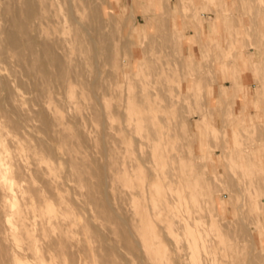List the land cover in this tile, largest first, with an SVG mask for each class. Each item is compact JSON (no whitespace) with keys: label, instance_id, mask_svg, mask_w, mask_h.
Returning a JSON list of instances; mask_svg holds the SVG:
<instances>
[{"label":"rangeland","instance_id":"rangeland-1","mask_svg":"<svg viewBox=\"0 0 264 264\" xmlns=\"http://www.w3.org/2000/svg\"><path fill=\"white\" fill-rule=\"evenodd\" d=\"M101 2L106 9L105 32L97 53L90 50L88 67L76 68L82 77L66 82L35 79L29 72L23 76L22 91L28 100L38 94L42 104L51 102L60 110L62 180L68 181L69 189L79 188L82 182L108 203L112 212L102 216L104 222L108 220L107 241L121 237L133 225L143 229L148 213L157 241L168 248L171 264L190 262L182 234L186 220L204 230L213 251L208 256L218 258L220 264H264V0H219L222 5L210 0ZM206 5L228 14L223 19V36L222 32L218 38L199 35L206 25L209 36L212 19L220 18L215 11H207L203 18L201 7ZM87 11L93 15L92 6ZM254 50L258 51L253 59ZM237 62L245 66L242 70L239 65L242 73L235 70ZM253 67L255 88L236 97L215 95ZM149 102L153 113H149ZM134 118L142 119L143 129ZM160 125L166 135L161 149L166 164L158 165L156 171L151 146ZM41 134L45 135L43 129ZM73 165L81 170L80 176ZM163 173L173 178L174 187L182 189L188 201L192 212H184L183 220L167 218L169 211L154 209L145 190L149 179ZM168 196L171 201L178 198L176 192ZM212 223L215 231L209 227ZM123 252H113L116 263L159 264L150 261L140 247L131 255ZM205 263L209 264L201 262Z\"/></svg>","mask_w":264,"mask_h":264},{"label":"bare ground","instance_id":"bare-ground-1","mask_svg":"<svg viewBox=\"0 0 264 264\" xmlns=\"http://www.w3.org/2000/svg\"><path fill=\"white\" fill-rule=\"evenodd\" d=\"M90 6L93 15L88 14ZM105 11L101 0H0V264H119L115 262L113 252L126 251L129 255L137 247L148 255L150 261L171 264L168 248L157 241L158 233L148 213L143 229L131 222L133 226L129 228L128 225L129 229L121 237L107 241L109 228L105 222L108 220L104 222L102 216H110L112 212L108 203L100 200L82 182L79 188L71 186L72 189H69L68 181H63L60 175L58 141L63 128L60 110L51 102L42 104L38 94L28 100L22 91L26 72L35 79L66 82L73 77H82L83 74L77 73L76 68L88 63L90 50L95 54L99 50L100 38L105 32ZM149 103V113H153L152 103ZM150 117L153 123V115ZM134 119L139 130L143 129L142 119ZM42 129L45 135L41 134ZM163 129L162 125L156 128L155 143L150 145L156 171L158 165L166 164L161 152L166 141ZM73 169L80 176L81 170L76 165ZM167 178L163 173L149 179L145 190L149 192L154 209L169 211L171 215L167 218L181 217L183 220L184 212L192 211L182 189L174 187L172 177L171 180ZM172 192L178 194L177 200H170L168 195ZM159 210L157 215H160ZM200 221L202 223L203 220ZM210 225L213 231L216 225ZM173 226L169 224L170 231ZM182 229L190 264L206 261L220 264L218 258L208 256L213 251L202 232L204 230L191 225L188 220ZM98 241L100 245L95 247Z\"/></svg>","mask_w":264,"mask_h":264},{"label":"crops","instance_id":"crops-1","mask_svg":"<svg viewBox=\"0 0 264 264\" xmlns=\"http://www.w3.org/2000/svg\"><path fill=\"white\" fill-rule=\"evenodd\" d=\"M141 1H144V0H139V2H141ZM210 1H212V2H215V3H217V4H220V5H222L220 2H219V0H210ZM202 9H203V15H204V17L203 18H206V16H205V14H206V12L207 11H215V10H212V9H210L209 8V6L208 5H206V7H201ZM223 9H222V11H219V10H216L215 12H216V15L217 14H219L220 15V18H215V19H212L213 21L211 22L212 24V29H213V31H210V33H209V36H207L206 35V25L204 26V27H201L200 29H199V35L202 37V34H204L205 35V38H218V37H220V34H221V32H222V36H223V34H224V32H223V19H227V17H228V14L227 13H223ZM225 12V11H224ZM263 24H264V20H263ZM186 34L184 33L183 34V37L185 36ZM190 36H191V34H190ZM186 37V36H185ZM189 41V47L191 46V43H192V39L191 40H188ZM257 51L258 50H254L253 51V59L255 58V54L257 53ZM239 65H240V68L242 69V70H244V65H242V64H240L239 63ZM239 65H238V62L237 63H235V70L237 71V72H241L240 71V69H239ZM220 68H222L223 69V66L222 65H220L219 66ZM246 73H245V75H244V77H242L241 76V73H239V75H236L235 77H234V79H233V83L231 84V85H227L228 87H227V89H221L220 91H218L217 93H215V95L217 96L219 93L221 94V95H223V96H225V95H227V94H230V93H232V95H234L235 97L237 96V94L239 93V92H242L243 94L245 93V91L246 92H249L250 91V89L251 88H255L254 87V82H253V80H252V76L253 75H255V76H257V70L253 67L252 69H251V72H249V69H247V71H245ZM229 89V90H228ZM253 97L251 98V101L254 103V104H256V97L254 96V95H252ZM224 99V98H223ZM237 101H240V99L238 98V99H236ZM211 105H212V103H211ZM245 113V111L243 110V112L241 113V114H244ZM199 127H200V125H199ZM202 127V126H201ZM186 128V127H185ZM200 129V128H199ZM200 132V130L198 131V133ZM196 134L197 136L199 135V134ZM259 150V149H258ZM258 150H256V152H258Z\"/></svg>","mask_w":264,"mask_h":264}]
</instances>
